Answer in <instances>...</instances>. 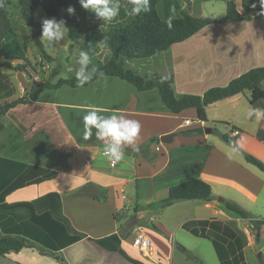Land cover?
<instances>
[{"label": "crops", "instance_id": "crops-1", "mask_svg": "<svg viewBox=\"0 0 264 264\" xmlns=\"http://www.w3.org/2000/svg\"><path fill=\"white\" fill-rule=\"evenodd\" d=\"M103 47L91 56L111 51ZM116 59L143 77H172L177 95L201 96L264 66V18L222 20L149 58ZM9 78L19 82L20 95L0 77V104L35 90L23 72L13 70ZM32 81H42L37 71ZM249 98L246 92L210 104L207 121L200 122L196 109L171 113L157 90L139 91L118 77L102 76L85 87L47 89L37 101L17 105L0 117V122L10 121L8 138L0 137L1 233L29 239L61 255L66 264H176L216 255L213 245L210 251L197 241L207 239L193 236L183 225L217 219L242 238L245 256L246 246L255 241L245 238L249 231H240L237 223L264 220V172L244 157L264 163V107L251 105ZM93 108L104 115L118 112L141 125L133 143H121L124 156L115 166L104 155L110 138L98 140L95 129L83 138V115ZM185 120L191 125L184 126ZM195 128L204 132H189ZM5 129L2 125L0 131ZM170 133H176L172 142L161 143L160 137ZM192 179L208 183L214 200L162 207L172 186ZM220 198L240 206L251 219L235 218ZM137 233L153 242L155 259L132 246Z\"/></svg>", "mask_w": 264, "mask_h": 264}, {"label": "trees", "instance_id": "trees-1", "mask_svg": "<svg viewBox=\"0 0 264 264\" xmlns=\"http://www.w3.org/2000/svg\"><path fill=\"white\" fill-rule=\"evenodd\" d=\"M158 1L148 0L149 11L134 15L132 20L128 22L112 24L106 31L92 19L95 15L92 11L84 9L80 4V0H16V7L20 11L23 23L31 29L32 41L44 58H48V56L41 39L42 24L34 19V12L38 7H42L48 16L55 18L57 21H65L72 45L83 40L82 49L88 52L96 51L99 45L110 48L112 57L108 61L101 62L95 66L97 73L91 81L82 87L88 86L102 76L118 77L132 84L139 91L157 90L163 104L173 114L178 115L184 110L196 109L198 121L200 122L207 121L206 107L208 105L237 94L249 92V101L253 106L255 103H260L264 100V89L262 88L264 66L253 68L241 74L224 87L210 88L201 96L177 95L173 90L172 77L154 76L147 78L130 69H126L123 61H118L116 57L123 56L129 59L149 58L159 52L168 50L175 43L187 40L203 28L220 22L211 17H195L184 11L180 18L163 20L157 11ZM173 1L178 6L179 0ZM11 3V0H0V54L3 57L6 53L5 46H8L14 37L13 26L7 11ZM242 6L245 7V13L239 14L234 0H228L227 12L223 21L230 23L249 20L252 17L264 18V2L262 0H244ZM69 8H73L74 13H69ZM169 23L171 27H169ZM7 59L13 62L18 61L19 64L16 70L26 74L29 81L33 79L36 70L25 56L19 57L16 54H11ZM91 70L92 67L88 66L86 74L91 72ZM65 85L71 88H80L76 75L66 79H59L55 83L45 80L36 82L34 91H26L22 97L0 104V117L17 105L37 101L39 95L47 89L57 90ZM0 86H4L1 79ZM1 129L2 125H0ZM189 132L202 134L204 128H195ZM222 137L225 141L236 146L235 141L229 139L228 136L223 135ZM123 150L129 153L137 151L136 148H124ZM244 157L247 162L264 172V163L248 154H244ZM184 200L211 202L214 200L212 188L201 179L188 180L172 186L169 189L168 197L163 200L161 205L162 207H168L177 201ZM220 201L225 204L227 209L243 219H251V215L237 204L223 198H220ZM251 223L256 227V238L259 239V227L264 225V220H251ZM183 228L195 237L209 240L214 247L220 264H247L242 238L223 221L217 219L192 220L186 222ZM24 249H36L42 255L53 257L60 264H66L61 255L55 254L24 237L4 235L0 231V256L19 253ZM187 257L192 258V255L187 253ZM260 264H264V261H261Z\"/></svg>", "mask_w": 264, "mask_h": 264}, {"label": "rangeland", "instance_id": "rangeland-1", "mask_svg": "<svg viewBox=\"0 0 264 264\" xmlns=\"http://www.w3.org/2000/svg\"><path fill=\"white\" fill-rule=\"evenodd\" d=\"M227 1L228 0H179L178 6L175 5L173 0H159L157 3V11L159 16L163 20H170L182 17V12H186L195 17H211L215 20H224L227 12ZM244 0H234L237 5L236 10L239 14L245 13V7L243 5ZM11 4L8 6V17L13 26L14 37L8 46H5L4 57L0 54V77L3 80L10 81L15 85V95L18 97L20 95V88L18 86V81L9 78L12 75L13 70L18 67V61H8L9 55L16 54L19 57H26L31 63V66L38 72L41 80L56 82L59 79L70 78L75 75L76 71L79 69L80 65L76 62L79 58V53L85 51L89 54L91 58V64L89 66L93 67L97 65L98 61L103 62L109 53L102 52L98 58L92 57V52H88L82 49L83 40H80L74 45L71 42L68 31L65 37L57 41L47 42L42 41L44 44L45 52L48 58H44L40 53L38 47L32 41V32L22 21L20 11L16 7V0H11ZM115 3L120 5L119 14L111 21L105 22L104 20L98 18L96 14L92 17L101 28L106 31L110 25L119 22H128L132 20L134 15H130L132 5L129 0H114ZM46 14L42 7H38L34 12V19L36 22L41 23L45 19H52ZM100 48H104L100 45ZM7 54H9L7 56ZM110 56V55H109ZM7 57V58H5ZM24 63V62H23ZM33 74L32 71H30ZM8 74V75H7ZM9 78V79H8ZM9 83V86L11 85ZM32 85L35 83L31 80ZM10 121L3 118L0 124L6 126L5 131H0V137L6 140L10 131ZM223 126L217 125V129L222 131ZM226 208V207H224ZM235 218L238 215H233ZM237 227L240 231L245 232V228L249 231L244 233L245 238H250L254 240V244L247 245L245 249V257L248 264H260L264 261V225L259 227L260 237L256 238V227L251 223H244L241 221L237 223ZM246 240V239H245ZM198 242L206 244L208 249L213 250L212 244L208 240H197ZM246 243V242H245ZM202 259H190V261L179 262L176 264H216L218 262L216 255L212 254H202ZM155 259V257H154ZM0 264H60L56 259H52L48 256L42 255L36 249H24L20 253H10L6 256H0Z\"/></svg>", "mask_w": 264, "mask_h": 264}, {"label": "clouds", "instance_id": "clouds-1", "mask_svg": "<svg viewBox=\"0 0 264 264\" xmlns=\"http://www.w3.org/2000/svg\"><path fill=\"white\" fill-rule=\"evenodd\" d=\"M130 3L132 5L130 15H139L141 12L149 11L148 0H130ZM80 4L84 9L94 12L98 18L105 22L113 20L120 11V5L115 3L114 0H80ZM68 12L74 13V9L69 8ZM169 27H171L170 23ZM67 30L64 20L45 19L42 22L41 39L49 43L54 40L59 42L65 37ZM76 62L80 65L75 73L76 80L78 86L82 87L91 81L97 73V68L93 66L91 72L86 74V69L91 64V58L85 51L79 53ZM83 128V138L85 140L93 135V129H95V136L98 140L110 138L112 144L104 147V154L111 161H119L124 156L120 148L121 143H133L140 133L141 125L138 121L124 118L118 112L113 111L110 115H104L93 108L83 115Z\"/></svg>", "mask_w": 264, "mask_h": 264}, {"label": "built area", "instance_id": "built-area-1", "mask_svg": "<svg viewBox=\"0 0 264 264\" xmlns=\"http://www.w3.org/2000/svg\"><path fill=\"white\" fill-rule=\"evenodd\" d=\"M190 125H191V120L184 121V126H190ZM236 134H238V132H236ZM159 150L160 148L157 147V151ZM117 164L118 161H111V165L115 166ZM131 244L136 250H138L143 255V257L147 259H152L154 257V252H155L154 244L150 240V238H148L144 234L137 233L133 235L131 239Z\"/></svg>", "mask_w": 264, "mask_h": 264}, {"label": "water", "instance_id": "water-1", "mask_svg": "<svg viewBox=\"0 0 264 264\" xmlns=\"http://www.w3.org/2000/svg\"><path fill=\"white\" fill-rule=\"evenodd\" d=\"M256 107H264V100H262L260 103H255ZM210 129L209 128H205V132L206 133H210ZM176 136V133H170V134H166L160 137V142L163 144H170L173 140V138Z\"/></svg>", "mask_w": 264, "mask_h": 264}]
</instances>
